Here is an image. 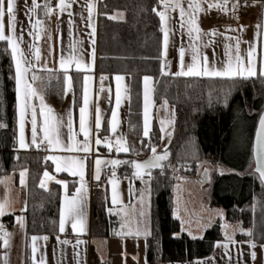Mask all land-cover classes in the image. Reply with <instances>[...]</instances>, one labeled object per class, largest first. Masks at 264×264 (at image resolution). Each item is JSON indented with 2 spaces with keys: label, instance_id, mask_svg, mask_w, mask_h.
<instances>
[{
  "label": "trees",
  "instance_id": "16d2710c",
  "mask_svg": "<svg viewBox=\"0 0 264 264\" xmlns=\"http://www.w3.org/2000/svg\"><path fill=\"white\" fill-rule=\"evenodd\" d=\"M154 0H100L96 76L112 79L126 75L131 79L132 100L129 109V134L135 143L120 154L125 164L116 169L119 178L134 180L132 162L150 158L158 148L161 135L156 124L149 138L142 136L141 79L153 81L155 105L166 101L174 110V135L167 158L180 177L194 179L202 162L216 168L212 175L210 204L222 208L231 223H240L246 233L235 241L264 245V187L253 172L252 146L256 125L264 107V76L243 78H205L165 76L161 72L163 32L152 9ZM123 14L117 21L115 13ZM9 45L0 41V176L22 170L27 176V195L23 219L22 264H34L30 238L58 234L62 183L40 187L45 172L65 181L66 192L73 193L76 182L65 174H54L44 160L40 147L17 151L18 115L16 111L15 74ZM46 99L62 102L64 73H43ZM74 107L80 104L82 75L71 73ZM103 148L100 147V152ZM228 168L234 173H223ZM150 233L146 237L147 264H185L212 256L214 245L224 240L219 221L193 239L181 231L173 217V190L176 173L170 168L150 171ZM110 172L94 183L91 200L90 237L107 239L118 228L117 218L108 213ZM179 181V180H178ZM136 181L134 182L135 186ZM0 224H15L13 216Z\"/></svg>",
  "mask_w": 264,
  "mask_h": 264
},
{
  "label": "crops",
  "instance_id": "0c3cea01",
  "mask_svg": "<svg viewBox=\"0 0 264 264\" xmlns=\"http://www.w3.org/2000/svg\"><path fill=\"white\" fill-rule=\"evenodd\" d=\"M66 2H68V0H66ZM88 2L89 0H77V2L72 3L71 7L65 10L64 13L61 14L59 8L57 7L58 13L50 15L47 13L45 8V5H47L48 8H52L50 7V0H36L38 7L34 12L29 11L32 6V0H16V27L14 35L17 38L16 43L19 49L18 56L22 54L24 65L30 66L31 70L27 74V82L31 84L32 87L37 90L38 94L43 97L44 104L52 110L51 114H58L60 112V105L62 102L60 104H55L46 99L43 88V73H64L68 76H71V73H79L82 75V79H84L86 75L94 78L95 80L98 78L96 77V61L100 0H91L94 4L93 15L91 17V23L95 28L94 35L92 34V29L87 27V24L89 23L87 11ZM194 2L200 4L201 11L194 12L193 10H190L188 7L189 0H179L181 7L185 9L186 16H188L189 19L192 16H195L196 25L199 28V35L193 31L190 38L189 24L187 23L185 39L182 40L179 38L180 42L175 45L172 44L173 47L171 52L169 53V51L166 50V55H164L163 53L165 52V48L163 34L161 64L162 62L167 64L166 71L169 73L168 75L176 76L172 74V68L174 66V69H179L178 63H180L179 53L181 48L184 49V60L187 65L192 64V57L193 55H196L198 63L202 65L203 60L206 57L209 68H215L217 70L223 69L229 60H231L235 66L238 63L236 60L237 55L240 57L239 63H242L245 67H247L248 52L250 48H254L253 61L256 65L257 75L261 66L264 65V16L262 21V41L260 46L258 44V48L260 49L258 56L256 46L253 47L254 43L249 42V32L247 33L246 28L233 18L227 17L229 12L228 5L232 7V0H194ZM247 2L259 3V6L262 4L261 11L264 13V0H247ZM209 4H220L222 7L209 8ZM163 10L164 9L160 4L158 11ZM69 12L72 13L71 16L69 15ZM178 13V8L175 11L169 10L166 13V26L171 35H174L177 32L179 33L180 30V26L178 27L177 23L173 21L174 18L177 17ZM29 17H31V19H29ZM113 17L117 21L123 20V14L120 12L115 13ZM178 18L180 17L178 16ZM36 20H40L41 24L34 29L32 25L36 23ZM70 20L72 21L71 25L69 24ZM169 21H172L173 23L169 25ZM3 24L5 36L13 35L8 27L7 14L3 19ZM213 31L215 32L214 35L211 34ZM30 32L33 33L32 36L29 35ZM33 36L37 38L34 39ZM237 39L240 41L238 52ZM93 40L95 41L94 44L92 43ZM3 42L7 43V40H3ZM37 49L39 50V59H36ZM93 49L95 51L94 58L92 55ZM71 56H75L76 59L80 61L82 66L90 65V69L77 71L76 64L72 63L68 66L67 73H65L64 70L60 69V60L62 57L68 59ZM175 62L176 64L174 65ZM13 66L15 70L14 61ZM44 69H50L51 71H45ZM33 73L38 77L35 81L32 80ZM187 77L226 78L203 75ZM29 103L35 108L37 114V138L34 143L32 138L31 123L32 110L30 108L25 117L24 138L25 144L27 145L25 148H20L19 146L20 126L18 118L19 129L17 136V151L27 152L32 146L34 148L40 147L41 150L45 148L48 150V153L44 154V160L48 161L52 165L53 173L56 175L65 174L71 181L76 182L75 190L73 193L68 194L65 190L67 182L62 181L63 194L60 199L61 208L62 201L66 195L71 198L72 195L76 194V189L80 187L81 180L79 176L71 175L68 171L57 172L56 163H54L49 157L56 156L62 159L66 155H73V157L82 158L88 157V155L82 153H66L64 151L54 149L51 145H49L48 141L44 139V133L42 131L43 116L40 115V100L33 98L29 101ZM124 164L125 162L121 165ZM116 169L111 171V168L109 167L107 170L110 173L112 172L115 174ZM21 172L25 173V183L23 186L21 185ZM104 172L105 170L100 168L99 179L103 176ZM48 175L52 177V179L46 180L43 175L42 180L45 181V187H41L40 183V187L42 189L48 188L52 182L58 180L56 176L50 174ZM95 175L96 171L93 170V167L89 174L84 175V184L86 189L83 193L84 232H74L72 229V221L67 219L65 221L64 230L61 231L59 208L58 234L47 237V240L43 239L44 236L40 235H35L30 238V254L34 264H40L41 260L44 261V264H147L145 260V239L150 233V229L147 234H114L113 237L107 239H92L90 237L92 190L94 183L98 181L95 178ZM27 176L28 174H26L25 170L14 172L6 176H0V203H7V212L3 216H0V221H2L1 219L3 217L6 218V216H13L16 220V231H14V233H10L7 237H0V264H22L24 257L22 252L24 245L22 232L23 227H21V223L18 222V218L22 220L23 224L24 221L22 219V213L25 210L27 199ZM138 177L139 176L134 175L133 181L135 182ZM116 178L118 182L128 180L119 178L117 175ZM203 178V182L206 183L205 177ZM198 179L199 177L196 179H180L174 185L173 190V217L180 222L181 231L191 238H198L203 235L205 230L209 227L208 225H211L212 223L209 222L205 225H201V223H199L201 221L200 216L197 214L192 215V219L196 222L192 223V230L196 233L194 235L191 234L192 232H190V230L185 228L183 220H181L179 216H176V210H180L184 213L185 208L188 211L189 207L194 210L196 206H200L204 210L206 209V211L210 210L208 209L210 206V187L206 189L207 194L203 198L206 202V207L201 203L200 205L197 204L195 202V196L189 192L188 182H192L195 186L198 183L201 184ZM127 182H129V180ZM136 199L137 198H133L129 201L128 205L134 206ZM33 237H37V239L33 241ZM5 239L8 241L7 245L4 243ZM64 241H67V243H64ZM77 241H82V243H77ZM250 244L251 243L247 242H234L232 239L229 240L227 237H224L222 242L215 243L212 256L204 260H198L185 264H254L255 256L253 258V253L255 254V248L257 246L255 245V247H251ZM34 245L36 248L35 253H33Z\"/></svg>",
  "mask_w": 264,
  "mask_h": 264
},
{
  "label": "rangeland",
  "instance_id": "374dc122",
  "mask_svg": "<svg viewBox=\"0 0 264 264\" xmlns=\"http://www.w3.org/2000/svg\"><path fill=\"white\" fill-rule=\"evenodd\" d=\"M160 5V0H159ZM184 6V5H182ZM228 18H233L238 23H240L244 28H246L247 33L249 32V42H253L254 46L257 48V55L259 56V46L261 45L262 41V21L263 16L261 7L262 4L255 3V2H247L246 4V15L244 19H238L235 17L234 13H232V7L228 5ZM52 9V8H51ZM50 15H54L51 11ZM180 13L177 14V17L174 18V22L177 23L178 27L180 26L179 33H175L171 35L169 33V42L167 46V50L169 53L172 50V44L179 43L180 39H185L186 35V27L189 20V17L184 16V27L181 28V17ZM173 23L169 21V25ZM169 56V54H168ZM176 62L174 63V65ZM185 69L187 68V63L184 60ZM180 65V63H178ZM179 70V69H178ZM177 69L172 68V74L175 75ZM113 76L112 79L105 78H91L87 82L88 88V113H89V127H90V135H89V143H90V151L85 153L83 151H74L66 153H82L88 155V157H73V155H66L62 159L72 158V159H81L84 163V175L89 174L90 170L93 167V170L96 171L97 165L96 161L100 160V168L105 171L110 167L111 171L113 169L118 168L121 164L125 162V160L120 156L122 153H126L125 151H117V144L116 141L120 140L124 143L125 147L129 151V144L135 143L134 139L129 134L128 125V115L129 109L132 100V92H131V79L129 76L120 75L123 77V80L120 81V102L117 105V81ZM70 77V83L66 85L64 81L63 87V96H62V103L61 109L58 114H51L56 119L53 123L56 125L55 131L51 132L50 135L55 140L57 137L61 142V147L66 148L71 143L75 142L78 145H82L84 142V136L80 132L79 126V119H80V108L83 107V98H84V87H85V80L82 79L81 85V93H80V104L77 108V111L74 107V88L72 84V78ZM97 77V76H96ZM107 84V85H105ZM141 125H142V136L145 138H149L154 125L158 126L161 135V143L160 146L156 149V154H164L165 151H168L169 144L174 135V110L172 106H170L166 101H163L160 105H155L153 99V81L150 79L149 81V108H148V135H144L145 130V118H144V77L141 79ZM68 88V91L65 93V88ZM166 102V103H165ZM97 109H99V114L101 117V126L100 129L97 130L95 127V118L97 114ZM113 112L116 113V129L115 131L111 128V121L113 120ZM72 114L73 118V125H72V132H69V128L67 126L68 121V114ZM44 124V118H43ZM163 129V130H162ZM72 137V140L69 137ZM99 139L101 141L100 144L96 143V140ZM108 144V147L104 145ZM100 147L103 148V151L100 152ZM59 150V149H58ZM127 151V152H128ZM113 153V154H112ZM90 155V156H89ZM92 155V156H91ZM112 160H119L121 161L120 164L113 166L111 164ZM163 168H170L176 173V180L180 179H190L180 177L170 160L167 158L162 162ZM216 168L210 165L208 162H202L198 168L197 176L199 177V181L201 184H197L194 186L192 182H188L189 192L195 196V202L200 205L203 204L206 207V202L203 200L204 196L207 194V188L210 187V193L212 189V175L215 172ZM223 173L231 174L234 173L233 170L228 168H223ZM108 179V192H109V204L110 209L108 213L113 215L117 218L118 221V228L115 230V234L117 235H136V234H146L149 232V218H150V201H151V186H150V178L149 175L151 174L150 171H146L141 176L136 179V183L134 186V181L127 182H118L116 175L112 172L109 173ZM135 175V174H134ZM78 176V175H76ZM96 176V175H95ZM205 177V182H203ZM194 178V179H196ZM177 180V182H178ZM113 183L116 185V191L119 195L118 201L114 204L112 201V193H113ZM131 190V191H130ZM205 191V192H203ZM144 194V203L143 206L140 203L141 194ZM133 198L136 199V203L134 206H129L128 203ZM210 202V196H209ZM210 210L206 211L200 206H196L193 210L189 207L187 211L185 208L184 213L180 210H176V216H179L181 220H183V224L187 230L192 232L191 234H196L192 228L193 224L196 223L192 219V215H198L201 218V225H205L209 222H212L209 227L212 226L215 222L219 221L222 228V234L224 237H231L234 242L236 235L240 233H246L247 231L241 227L240 223H231L228 222L225 218V213L222 208L209 206ZM141 211H143V215H141ZM191 213V214H190ZM208 227V228H209ZM207 228V229H208ZM204 234V233H203ZM193 235V236H194ZM201 235L198 238H201ZM223 237V238H224ZM195 238V239H198ZM248 243V242H247ZM255 258L254 264H264V245L257 246L255 248Z\"/></svg>",
  "mask_w": 264,
  "mask_h": 264
},
{
  "label": "snow or ice",
  "instance_id": "6c2138e0",
  "mask_svg": "<svg viewBox=\"0 0 264 264\" xmlns=\"http://www.w3.org/2000/svg\"><path fill=\"white\" fill-rule=\"evenodd\" d=\"M77 2V0H59V3L57 7L59 8L61 14L65 12V10L69 9L72 5V3ZM160 4L163 7V11H157L156 8H153L152 11L155 12V14L159 17L160 20V30L164 34V48L165 52L163 53L166 55V50L169 42V32L168 28L166 26L167 23V16L166 13L169 10L175 11L177 8L179 9L180 17H181V28L184 27V16H185V9L181 7L179 0H160ZM38 7L36 0H32V6L31 9H29L30 12H34L35 9ZM190 10H193L194 12L201 11V7L199 3L194 2V0H189L188 5ZM216 7L221 8L222 6L220 4H209V8ZM45 8L47 10V13H51L52 9L48 8L47 5H45ZM233 8H235V5H233ZM93 9L94 4L89 0L87 3V11H88V17H89V23L87 24V27L92 29V34L94 35L95 28L94 25L91 23V17L93 15ZM7 14L8 17V27L10 32L13 33V35L5 36L4 32V24L3 19L5 15ZM27 15V13H26ZM69 15L71 16L72 13L69 12ZM114 18V17H110ZM31 19V17H29ZM72 21H69V24L71 25ZM41 24L40 20H36V23L32 25V27L35 29L38 25ZM189 36L191 38L192 32H196L197 35H199V28L196 25V18L195 16H192L189 21ZM15 27H16V0H0V41L7 40V43L12 51V60L15 63V94H16V111L19 118V126H20V136H19V146L20 148H25L27 145L25 144V138H24V125H25V117L28 114L29 109L32 110V138L33 142H36L37 138V129H38V123H37V114L35 108L29 103L30 100L33 98H37L40 100V115L44 118V124L42 131L44 133V139L48 141V144L51 145L54 149H59L61 151H68V152H74V151H83L85 153L90 151V143H89V135H90V127H89V113H88V88H87V82L90 79L87 75L84 77L85 80V87H84V98H83V107L80 108V119H79V126H80V132L84 136V142L82 145H78L75 142L71 143L68 147L63 148L61 147V142L59 138L57 137L55 140L50 135L51 132L55 131L56 125L53 123V121L56 119L54 116L51 115L52 110L48 108L43 101V97L38 94L37 90H35L31 84L27 82V74L29 73L30 66H25L22 54L18 56V46L16 43V37L14 35L15 33ZM211 34H215L213 31ZM30 36L33 35L32 32L29 33ZM34 39L37 37L33 36ZM92 43L94 44L95 41L93 40ZM239 39H237V52L239 51ZM227 48V45H226ZM254 48H250L248 52V64L247 67H245L242 63H239L240 57L237 55L236 60L237 64L234 66L232 61L229 60L228 63L225 64L223 69L217 70L215 68H209L207 63V58L205 57L203 60V64L201 65L197 61V56L193 55L192 57V64L188 65L185 69L184 64V49H180V65L179 70L175 73L176 76H211V77H226V78H235L240 77L243 79H247L249 77H252L256 75V65L253 61V52ZM38 49H37V56L36 59H39L38 55ZM195 51V49H194ZM93 58L95 56V51L93 49ZM227 55V52H226ZM72 63L76 64V70H89L90 65H81L80 61L76 59L75 56H71L68 59L61 58L60 60V69L64 70L65 73H67L68 66ZM167 64L165 62H162L161 64V72L163 75H168L169 73L166 71ZM45 71H51L50 69H44ZM259 74L261 76H264V65L261 66ZM38 79V77L33 73L32 80L35 81ZM65 83L66 85L70 83V77L65 74ZM103 80L104 77H101ZM150 77L145 76L144 77V118H145V130L144 135H148V108H149V81ZM115 80L117 81V105H119L120 102V81L123 80V77L120 75H117L115 77ZM68 91V88H65V93ZM166 103V102H165ZM72 125H73V118L72 114H68V121L67 126L69 128V132H72ZM5 125L0 124V127H4ZM101 126V117L99 114V109H97V114L95 118V127L97 130L100 129ZM111 128L113 131L116 129V113L113 112V120L111 121ZM163 130V129H162ZM70 140H72V137H69ZM97 144H100L101 141L99 139L96 140ZM117 144V151H125L127 152L128 149L125 147L124 143H122L120 140L116 141ZM105 147H108V144L104 145ZM152 157L149 158V160L143 162V163H137L132 162L133 167L136 169L135 175L140 176L141 173L146 169L151 168H162L161 162L167 159V151H165L164 154L157 155L155 147H152ZM253 152L256 157V164L257 168L256 170L260 174V179L262 183H264V115L260 117L259 120V127L256 132V141L253 148ZM53 160L54 163H56V170L59 171H68L71 175H78L81 180L80 187L76 189V194L72 195L71 198H69L67 195L64 197L61 208H60V230H64L65 221L71 220L72 221V229L74 232L79 231L80 233L84 232V214H83V193L86 191L85 184H84V163L81 159H61L56 156L49 157ZM100 160L96 161V179L99 180V172H100ZM121 161L119 160H112L111 164L113 166L120 164ZM21 185L23 186L25 183V173L21 172ZM46 180H51L52 177L48 175L47 172L44 174ZM56 183H62L61 181L57 180ZM41 187H45V181H41ZM131 191V190H130ZM119 199V195L116 191V185L113 183V193H112V201L115 204ZM140 203L143 206L144 203V194H141ZM7 212V203L3 202L0 203V216H3ZM143 211H141V215H143ZM18 222L21 223V227H23L22 220L18 218ZM147 234V233H146ZM9 234L4 233V236L7 237ZM196 237H193L195 239ZM33 241L37 239V237L32 238ZM43 239L47 240V237H43ZM231 240V237L228 238ZM5 245H7L8 241L7 239L4 240ZM64 243H67V241H64ZM77 243H82V241H77ZM251 247H255L254 244H250ZM226 247V246H225ZM36 248L35 245L33 246V253H35ZM253 253V258H254ZM40 264H44V261L41 260Z\"/></svg>",
  "mask_w": 264,
  "mask_h": 264
},
{
  "label": "built area",
  "instance_id": "2783aa9c",
  "mask_svg": "<svg viewBox=\"0 0 264 264\" xmlns=\"http://www.w3.org/2000/svg\"><path fill=\"white\" fill-rule=\"evenodd\" d=\"M59 0H50V7H52V12L54 14L58 13V5ZM155 3V8L158 10V5H159V0H154ZM233 5H235V8H233L232 5V10L236 18L238 19H244L246 15V4L247 0H232ZM107 85V84H105ZM43 154H47L48 150L45 148L42 149ZM16 231V227L14 225L9 226V227H4L3 225L0 224V237L4 236V233H14Z\"/></svg>",
  "mask_w": 264,
  "mask_h": 264
},
{
  "label": "water",
  "instance_id": "95a60500",
  "mask_svg": "<svg viewBox=\"0 0 264 264\" xmlns=\"http://www.w3.org/2000/svg\"><path fill=\"white\" fill-rule=\"evenodd\" d=\"M262 115H264V107H263L262 112H261V114H260V116H259V119H258V122H257V125H256V129H255V134H254V139H253V146H252V157H253V172L258 176L260 183H261L262 186L264 187V183H262V181H261V179H260V174H259V172L256 170V168H257L256 157H255V154H254V152H253V148H254L255 141H256V132H257V129H258V127H259V120H260V117H261ZM157 155H161V154H157ZM151 157H152V156H151ZM147 160H149V158H148ZM147 160H145V161H147ZM145 161L137 162V163H143V162H145ZM162 162H163V161H162ZM162 162H161V164H162ZM130 167H131V169H133V170L136 172V169L133 167V163L130 165ZM156 169H159V168L146 169V170H144L141 174H143V173L146 172V171H151V170H156Z\"/></svg>",
  "mask_w": 264,
  "mask_h": 264
}]
</instances>
